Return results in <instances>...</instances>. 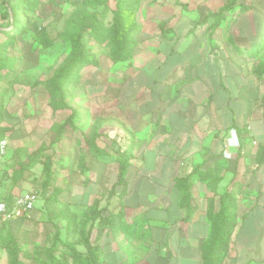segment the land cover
Masks as SVG:
<instances>
[{
    "label": "crops",
    "instance_id": "1",
    "mask_svg": "<svg viewBox=\"0 0 264 264\" xmlns=\"http://www.w3.org/2000/svg\"><path fill=\"white\" fill-rule=\"evenodd\" d=\"M227 2L158 0L143 7L133 65L115 72L117 98L101 101L106 122L101 139L111 144L98 140V145L105 151L133 148L126 180L118 183V163H103L87 152L114 170L104 182L96 168L80 161L79 174L89 176L74 183L78 189L69 198L77 207L98 198L109 216L100 232L91 233L102 264H201L209 201L219 209L226 192L236 199L237 220L224 264H264V161L257 162L264 146V79L252 71L264 59V0H238L211 32L215 18L206 21L207 15ZM259 45L255 58L251 53ZM148 65L152 76H143ZM112 78L107 74L109 82ZM94 98L91 110L98 105ZM195 168L212 171L205 179L193 174L196 209L185 220L176 179ZM9 197L0 184V198ZM21 222L11 221L14 235ZM1 250L0 264H7Z\"/></svg>",
    "mask_w": 264,
    "mask_h": 264
},
{
    "label": "rangeland",
    "instance_id": "2",
    "mask_svg": "<svg viewBox=\"0 0 264 264\" xmlns=\"http://www.w3.org/2000/svg\"><path fill=\"white\" fill-rule=\"evenodd\" d=\"M155 2L157 1L145 0L141 2L137 11L139 25L143 7H146L145 5L148 3ZM21 4L25 9L26 16H29L30 21L36 23L37 29H32V26L24 33L14 34L16 43L8 46L1 56L4 60L13 59L14 61L12 60V69L5 68L2 70L4 75L0 81V106L3 107L4 124L13 128L4 137L8 139L9 146L6 155L1 159L0 184L11 197L17 192L26 190H35L39 193V201L34 211L26 216L23 222L13 227L21 250L32 251L35 247L50 245L55 229L58 227L61 229L62 235L66 237V221L59 215V212L70 203L71 190L73 188L78 189L76 186L78 184L74 183H82L84 177L89 176V173L83 176L79 174L78 169L81 170L80 161H84L83 165H85L86 160L87 163H90V169L96 168L100 173L99 179H101V175L104 176L102 179L104 182L107 181L104 180L105 177H109L113 172V166L107 165L103 168L102 165L93 160L90 153H87L86 141L91 135L90 128L94 119L100 117L102 113L101 101L103 96L110 98V100L117 98L116 88H114L117 86V74L115 72L120 68L133 65L134 60L113 63L108 55V48L92 36L93 30L96 28L91 26V29L86 30L83 34V40L87 47L96 53L99 65L89 64L84 67L81 70L79 81L71 85L70 102L78 110V116L75 118L76 126L70 127L62 135L56 134L51 130V126L54 123H63L71 111L54 112L49 105V91L41 83L51 78L54 71L70 52L71 43L64 38L67 22L78 13L83 15L87 25L93 23L92 15L98 18V23L111 25L114 11L117 9V2L116 0H94L93 3L86 4L85 0H21ZM105 5L108 6V12L101 21L100 13ZM7 8L5 0H0L2 31L4 29L9 30L12 22V18L5 19L3 17ZM36 30L38 31L36 32ZM35 33L39 36L42 35L43 39L51 40V45L45 46L43 43L35 41L32 37ZM6 41H10L9 37L0 31V42ZM137 50H139V42L134 56ZM171 62L172 60L164 65L158 74L164 73ZM152 72V67L148 65L141 73L143 76H152ZM107 74H110L111 78L113 77L110 82L106 79ZM92 97H95L94 99L98 103L93 110L89 105ZM111 102L113 101L111 100ZM126 141L130 145L133 139ZM126 141H123L122 144H126ZM102 142L107 145L110 141L100 138L99 143L101 145ZM42 145L46 147V156H42L41 159L34 157V151L40 149ZM114 152L118 153L119 150L107 152V155L114 154ZM47 156L53 159V163L55 162L59 169L58 176L52 183L46 182ZM77 166H79L78 169ZM27 167L29 168L25 170ZM56 184L65 189V194L62 193L59 196L61 200L57 205L48 198ZM70 208L72 212L80 213L81 222L86 223L88 221L86 208L77 207L73 204ZM1 252L7 256L5 250L2 249ZM31 264L39 263L31 262Z\"/></svg>",
    "mask_w": 264,
    "mask_h": 264
},
{
    "label": "trees",
    "instance_id": "3",
    "mask_svg": "<svg viewBox=\"0 0 264 264\" xmlns=\"http://www.w3.org/2000/svg\"><path fill=\"white\" fill-rule=\"evenodd\" d=\"M145 0H116L117 9L114 11L113 22L111 25H104L98 23V18L92 15L91 24L87 25L83 15L78 13L72 16L66 27L64 35L65 40L71 43L70 52L60 64V66L54 71L51 78L42 81L43 87H45L50 94L49 105L52 110H70L71 114L65 119L63 123H54L51 126V130L56 134L65 133L70 127L76 126V116H78V110L74 108V104L70 102L72 91L70 89L74 82H78L81 76V70L89 64L95 66L99 65V61L96 53L87 47L83 40V34L86 30H93L92 36L104 47L108 48V55L113 63L129 61L134 57L135 49L137 47V33L139 32L140 25L137 22V11L141 6V2ZM158 1V0H152ZM238 0H228V2L222 6L217 13L210 12L206 21L209 18L214 17L215 21L209 26L211 32H213L217 26L221 24V21L225 18V12L233 9L235 3ZM94 0H85L86 4L93 3ZM7 9L3 14L5 19L12 18L10 23V29H4L0 26V31L9 37L10 41L0 42V81L3 78L4 73L2 70L5 68L12 69L13 61L11 59L4 60L2 53L11 44L16 43L14 34L19 32H26L29 29L36 28L35 22L30 21L29 16H26L24 7L21 4V0H5ZM108 6L105 5L103 11L100 13L101 21L107 16ZM92 26V27H91ZM165 23L160 24V28L163 30ZM38 30H36L37 32ZM164 34V33H163ZM42 36V35H41ZM37 33L33 34V39L38 43H43L45 46L51 45L52 41L49 39H43ZM261 46L259 45L255 51L251 53L253 57H257L260 53ZM254 75L258 79H264V59L258 60L252 68ZM5 116L3 114V107L0 106V140L3 139L7 132L13 130L9 125H5ZM106 122L97 117L94 119L90 132L91 135L87 138V152H90L92 156L103 163H118L119 174L118 183H123L126 180L128 171L131 166V159L133 158L132 146L127 147L123 151L114 154L107 155V152L98 145V140L102 136L101 129ZM238 132L243 134L244 128L237 127ZM261 148V147H260ZM263 150L257 155V162L264 161V146ZM45 145H42L40 149L34 151L33 156L42 158L46 156ZM117 151V150H116ZM38 160V159H37ZM82 165V164H81ZM58 165L53 163V159L47 156V178L46 182L52 183L58 176ZM27 167L25 170H27ZM45 168V169H46ZM212 170L202 172L199 168H195L191 175L187 177H177V186L179 187L182 195L181 206L187 209V215L185 220H189L196 209V204L193 202V187L194 179L193 174L201 175L203 179L209 177V173ZM195 177V178H193ZM65 192L62 186L55 185L52 188V192L48 196L52 202L57 205L60 202V195ZM112 193V192H111ZM2 199V198H0ZM13 196L5 199L7 202H11ZM235 197L226 192L220 197V208L216 209L214 199H210L208 206V221L210 224V231L206 240L201 245V264H224L226 254L230 249V242L233 231L236 225V201ZM100 199L96 198L92 205L86 208V216L89 218L86 223L80 221V213L72 212V203H68L61 211L59 215L66 221L65 231L66 237L62 235L61 229L56 228L50 245L45 247H35L34 250L22 251L16 236L10 229L11 221L4 224L0 230V248L4 249L7 254V264H26V260L31 262H37L39 264H102V253L100 245L93 243L91 240V233L94 228H97L100 232L102 226L109 223V216H104L103 209L100 208ZM83 213V212H82ZM25 219V215L19 216ZM37 252V253H36ZM58 253V254H56ZM37 254V255H36Z\"/></svg>",
    "mask_w": 264,
    "mask_h": 264
},
{
    "label": "built area",
    "instance_id": "4",
    "mask_svg": "<svg viewBox=\"0 0 264 264\" xmlns=\"http://www.w3.org/2000/svg\"><path fill=\"white\" fill-rule=\"evenodd\" d=\"M8 146L9 141L7 138L0 140V164L1 159L7 153ZM38 200L39 193L35 190L19 192L11 202L0 199V230L7 222L22 215L28 216L35 209Z\"/></svg>",
    "mask_w": 264,
    "mask_h": 264
}]
</instances>
